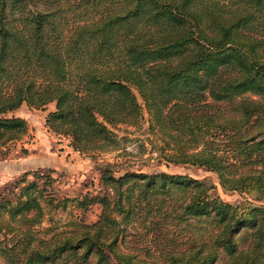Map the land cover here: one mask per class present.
<instances>
[{
  "label": "trees",
  "instance_id": "trees-1",
  "mask_svg": "<svg viewBox=\"0 0 264 264\" xmlns=\"http://www.w3.org/2000/svg\"><path fill=\"white\" fill-rule=\"evenodd\" d=\"M22 102H54L47 129L91 156L143 104L166 163L264 201V0H0V147L28 134ZM115 166L77 200L100 204L92 222L35 227L55 205L37 178L0 197V264H264V202Z\"/></svg>",
  "mask_w": 264,
  "mask_h": 264
},
{
  "label": "rangeland",
  "instance_id": "rangeland-1",
  "mask_svg": "<svg viewBox=\"0 0 264 264\" xmlns=\"http://www.w3.org/2000/svg\"><path fill=\"white\" fill-rule=\"evenodd\" d=\"M139 100L141 101L140 98ZM20 106L23 108L18 109L20 115L17 116H24L28 124V134L0 147V197L15 201L20 188L36 178L41 186H47L45 194L54 198L52 204L55 205H47L46 201H42L44 215L41 223L35 224L37 228L42 229L46 226L61 228L69 220L80 217L85 222L96 220L101 211L100 204H91L88 209L82 210L76 203L86 192L96 193L104 190L99 177L101 167L107 161L116 162L115 175L131 169L148 173L158 171L185 173L211 184L210 193L212 195H218L233 204L264 202L253 200L248 192L223 187L216 173L205 167L166 163L160 155L162 143L159 138L156 139L157 134L148 130L149 115L143 104L142 118L136 125L115 126L114 130L118 135L116 148L96 151L93 156L75 153L76 156L72 158H68L71 157L72 151L67 152L64 148L66 140H60V137L48 130L45 124V116L54 109V102L40 108L26 102H22ZM37 136L41 139L38 146L41 148L42 156L35 152ZM64 137L69 140L70 145V137L66 135ZM60 143L62 146H59ZM52 148L57 151L58 155L65 150L64 159L70 160V163L66 164L64 160L55 157ZM38 156L39 160L42 157L48 160L45 161V165L34 162L39 158Z\"/></svg>",
  "mask_w": 264,
  "mask_h": 264
},
{
  "label": "crops",
  "instance_id": "crops-1",
  "mask_svg": "<svg viewBox=\"0 0 264 264\" xmlns=\"http://www.w3.org/2000/svg\"><path fill=\"white\" fill-rule=\"evenodd\" d=\"M20 108H23L22 106H20V107H18L17 109H15V110H13V111H11L10 112V114L11 113H13V114H15V115H20L19 113H18V109H20ZM24 117V116H23ZM30 130H31V128H30ZM34 134H36V132H33ZM38 137V136H37ZM60 140L62 139V140H66V144H65V146H64V148L67 150V152L68 151H72V153H71V157L69 156L68 158H72V157H74V156H76V154L75 153H79V152H77V151H75V150H73L72 148H71V146L69 145V143H68V139L67 138H59ZM41 143V139L38 137L37 138V143H36V145H37V147H36V154H38V155H40V156H42V152L40 151V149L41 148H39V144ZM59 146H62V143H60L59 144ZM52 152H54L55 153V157H57L59 160L60 159H62V160H64V162L66 163V164H69L70 163V160H66V159H64V152H65V150L64 151H61V155H58L57 154V151L54 149V148H52ZM39 157V156H38ZM40 159V157L39 158H37V160H35L34 162H38V164H46V162L48 161V160H46V158H43L42 157V159L41 160H39ZM61 160V161H62ZM46 161V162H45ZM49 162H50V160H49ZM63 162V161H62ZM43 165V166H44Z\"/></svg>",
  "mask_w": 264,
  "mask_h": 264
},
{
  "label": "built area",
  "instance_id": "built-area-1",
  "mask_svg": "<svg viewBox=\"0 0 264 264\" xmlns=\"http://www.w3.org/2000/svg\"><path fill=\"white\" fill-rule=\"evenodd\" d=\"M57 136L60 138H65L64 135H61V134H57ZM68 143H69V140H68Z\"/></svg>",
  "mask_w": 264,
  "mask_h": 264
}]
</instances>
